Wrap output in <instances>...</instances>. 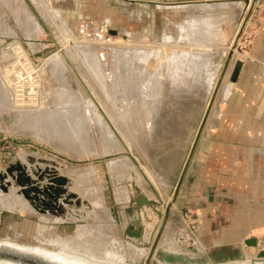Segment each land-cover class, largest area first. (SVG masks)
Here are the masks:
<instances>
[{"label":"rangeland","instance_id":"obj_1","mask_svg":"<svg viewBox=\"0 0 264 264\" xmlns=\"http://www.w3.org/2000/svg\"><path fill=\"white\" fill-rule=\"evenodd\" d=\"M2 3L4 2L0 0V19H3L0 28L7 25L17 29L19 38L3 40V44L1 43L3 47L0 46L3 49V52H0V172H5L12 164L18 162L27 164L31 174L33 170L45 171L55 167L58 173L70 179L71 185L68 189L82 200L80 209L87 213L91 224L94 222L97 224L94 215H99L100 210L105 211L108 207L110 209L114 207L112 195L126 191L133 171L136 173L137 186L144 193L151 197L165 193L171 197L169 202H173L185 162L195 140L196 129L203 120L202 99L209 90V83L196 77L203 74L201 70L203 65L197 64L193 54H198L199 57L208 54L209 56H206L211 60L212 66L218 68L225 60L224 44L228 43V39L225 38L213 43L203 40L201 38L203 36L194 33L189 24L195 20L213 18L215 19L213 22L216 23L215 29L219 28L228 38L240 17L239 7L231 8L232 17L224 18L220 16L221 14L206 10L198 2L175 3L167 7L158 4H129L122 0H11V5L14 4L16 11L13 14L10 7ZM258 19V17L252 19V24L249 21L247 30L243 33L245 35L242 37L245 39L242 40L241 48L244 47V51L253 47L259 30ZM86 24L87 31L82 33L81 28ZM112 31L116 34H112ZM36 33L38 35H35ZM192 35L200 38L194 37V40H190L189 36ZM19 47L24 53L17 52ZM131 49L151 51L149 62L146 61L145 64L147 72H153V75L164 72L162 83L164 82L165 88L164 91L159 90L156 86L157 80L152 77L151 84L148 85L150 89L146 86L140 89L138 75L139 80L136 79L131 88L132 106L127 99L120 98L117 100L118 104L116 103L119 108V111L115 110L116 113L112 104L115 99L112 87L116 82V72L113 69L116 66L121 68L125 64ZM172 50L173 56H170L168 62L174 60L176 51L191 52L189 81L181 86L170 84L174 70L167 71L165 65L164 68L159 67L162 54L166 55L167 51ZM90 52L91 54L94 52L97 61L100 60L97 63L99 65H96L100 67L103 79L97 78L92 70L93 66L88 62L87 56ZM133 56L137 59L132 64H137L138 67V64L143 63L139 61V56ZM50 58L51 61L46 60ZM12 66L16 69L13 70V73L16 71V74L14 73L16 77L11 72L13 77L19 76L21 79H14L12 75L7 74V69H11ZM24 68L27 73L32 71V77L28 78ZM6 75L16 80L15 82L13 80L16 84L9 86ZM139 89L145 96L146 94L151 96L153 90L160 91L159 99L163 102L158 105L160 107L157 109L160 110L156 109V114L145 115H148V120L156 121L155 126L159 125L156 129L152 130L149 127L151 123L149 124L147 119L135 118L138 114L136 112L145 105L138 102V96H142ZM175 97H179L180 102L175 106L177 109L173 107L170 110L169 106L172 100L175 101ZM143 98V102L150 101V98L153 100L152 97ZM125 108L133 113L127 114V119L123 117ZM153 110L156 112L155 108ZM122 160L125 162H121ZM33 177L36 178L34 174ZM18 191L19 188L15 185L10 187L9 192L0 189V192L5 193L3 195L0 193V243L6 241L17 246L25 244L41 250L73 253L70 255L80 256V259L126 258L117 250H108L105 255L96 257L90 253L93 251L103 253L105 248L82 247L83 242H77L72 232L43 231V228L38 227L37 219L29 218V213L36 214L40 219L47 215L31 207ZM106 193L109 194L108 197ZM7 203L9 205H6ZM17 206L18 208L21 206L20 211ZM68 206L65 205L67 209ZM76 209L77 207L73 206L69 211ZM71 219L77 217L68 212L66 217L56 215L53 220L62 223ZM157 222L162 224V221ZM155 230L149 228L153 238ZM159 230L155 238L156 236L159 238ZM185 230V227L180 228L181 235L187 234ZM119 242L123 246L118 248L125 251L126 255H130L132 251L126 245L125 239ZM146 243L147 249H150L154 240L147 236ZM136 247L138 250L141 249L143 256H148V250ZM160 253H163L161 259L172 262L178 259V253L167 250ZM156 259L155 253L153 262Z\"/></svg>","mask_w":264,"mask_h":264},{"label":"crops","instance_id":"obj_2","mask_svg":"<svg viewBox=\"0 0 264 264\" xmlns=\"http://www.w3.org/2000/svg\"><path fill=\"white\" fill-rule=\"evenodd\" d=\"M1 1L10 7L12 14L16 13L11 0ZM257 17L256 40L242 57L243 67L233 94L223 102L218 117L206 129L176 201L169 202L171 197L165 193L156 197L145 193L160 203L163 212L171 205L165 228L158 238L157 251L178 253V259L176 263L163 259V264H250L259 250L248 242L256 240L257 246L258 241L264 243V0L250 21ZM2 21L0 19V24ZM16 30L7 25L0 28V46L3 47V40L18 39ZM0 52H3L1 47ZM112 196L118 204L94 215L97 224H91L82 209L68 211L77 219L62 223L54 222V216L49 214L40 219L29 213V218L37 219L38 227L45 232H72L77 242H83L82 247L105 248L103 253H90L96 257L105 255L108 250H117L125 254L127 260L142 264L146 257L131 242L125 240L132 251L130 255L118 248L117 242L125 239L123 233L128 227L130 205L126 191ZM187 210H192L197 218L193 241L191 235H187L184 218ZM147 227L156 229L155 238L162 224L155 222ZM182 227L186 228L185 236L181 235ZM154 238L155 241L157 236ZM77 260L82 264H118V260L124 259Z\"/></svg>","mask_w":264,"mask_h":264},{"label":"water","instance_id":"obj_3","mask_svg":"<svg viewBox=\"0 0 264 264\" xmlns=\"http://www.w3.org/2000/svg\"><path fill=\"white\" fill-rule=\"evenodd\" d=\"M129 4H150L156 5L158 0H122ZM199 0H182V1H167L166 3H197ZM214 1V0H213ZM223 1H239L244 3L246 6L245 15L243 21L235 35L232 42L231 51L226 57L224 63L221 79L216 87L218 91L221 86L222 78L227 70L230 60L233 57L234 51L239 48L240 41L242 39L243 33L248 26L249 20L256 10V8L261 4L262 0H223ZM112 34H116L114 31ZM243 67V61L238 60L235 63L230 82L228 83L224 93L223 100L227 102L233 90L235 84L238 81L241 69ZM208 113L204 116L197 134L193 142L190 153L185 162L182 175L178 184L177 191L173 198V203L176 201L178 196V190L183 184L187 171L191 165L193 157L197 151L198 145L200 143L201 137L204 133L205 124L207 121ZM205 134V133H204ZM32 159L30 160V162ZM33 174L36 178L33 177ZM33 174L29 173L27 164L18 162L12 164L5 172H0V187L4 192H9L12 185L19 188V195H22L39 213L51 214V215H63L67 216L69 208L75 206L80 209L82 206V200L80 197L69 191L68 186L71 185L69 178L58 173L57 169L53 167L51 170H33ZM126 192L128 194V204L130 205L127 210L128 227L124 231L123 236L125 240L131 242L133 245L145 248L149 251L148 256L142 264H163L162 255L160 251H157V243L159 241L158 237L155 239L153 246L147 249L146 237L149 236L153 240V236L149 232V227L147 225H152L154 222L162 221V227L159 230L161 234L165 228V224L169 217V211L171 205L167 206L166 212H163L162 207L159 202L149 198L139 187L136 182V173L133 171L130 174V182L126 187ZM109 194L106 193L108 197ZM64 203V205L61 203ZM115 205L118 204L114 203ZM65 205H69L68 209ZM109 205V204H108ZM113 205V204H111ZM149 232V233H148ZM120 247L123 245L117 242ZM252 247H257V241L252 240L248 242ZM7 243H0V264H71L68 261L65 263L57 261L51 257L50 254H42L36 251V249H17L11 248ZM157 256L155 262H153V256ZM47 256V257H46ZM125 256V254H124ZM145 257V256H143ZM264 250H259L255 258L251 260L250 264H264ZM118 264H135L133 261H129L126 258L122 261L118 260ZM82 264V263H75Z\"/></svg>","mask_w":264,"mask_h":264},{"label":"bare ground","instance_id":"obj_4","mask_svg":"<svg viewBox=\"0 0 264 264\" xmlns=\"http://www.w3.org/2000/svg\"><path fill=\"white\" fill-rule=\"evenodd\" d=\"M159 2L157 3L158 5H167V7L169 6V5H173V4H175V3H166L167 1H161V0H158ZM198 3H200V5H202L203 6V8H206L208 11H214V12H216V14H221L220 16H223L224 18L226 17V18H228V17H232L231 15L233 14V11H232V9L231 8H233V7H239V12H240V17H238L239 19H238V21H237V23H236V26H235V29H234V31H233V33H232V35L230 36V37H228V38H226L225 37V35L222 33V32H220V29L219 28H217V29H215L216 28V26H215V22H213V20H215V19H213V18H210V19H208V20H195V21H192L189 25H190V27H191V29H192V31L194 32V33H198L199 35H201V36H203V37H201L203 40H208V41H210V42H219V41H221V40H223L224 38H225V40L226 39H228V43H227V45L226 44H224L225 46V51H224V57H225V60H223L222 62H221V64H219V66H218V68L216 67L215 68V66H212V62H211V60L209 59V55L208 54H206V55H208V56H206V55H204V54H202V55H200V56H202V57H199V56H197L196 54H193V55H195V61H197V64L199 65V66H202L203 65V67H201V70H202V72H203V74L199 77L198 75L196 76L197 78H199L201 81L202 80H204L205 82L207 81V83H209V85H208V92H206V94H205V97H204V99H202V105H203V118H204V116L206 115V113H208V117H207V121H206V124H205V128H204V130H206L207 128H208V126L210 125V124H212L214 121H215V119L218 117V115H219V113H220V111H221V107H222V104H224L223 102H224V100H223V93H224V91H225V89H226V87H227V85H228V83L230 82V78H231V76H232V73H233V70H234V66H235V63H236V61H238V60H241V61H243V59L241 58V57H243L244 55H246V50L244 51L243 49H244V47H243V49L241 48V45L243 44L242 42V39H241V41H240V46H239V48L238 49H236L235 51H234V54H233V57H232V59L230 60V62H229V65H228V67H227V70H226V72H225V74H224V76H223V78H222V82H221V86L219 87V89H218V91L216 90V87H217V85H218V83H219V80L221 79V75H222V71H223V67H224V63H225V61H226V57L228 56V54L230 53V51H231V46H232V42H233V40H234V38H235V35H236V33H237V31H238V29H239V27H240V25H241V23H242V21H243V18H244V15H245V9H246V6H245V4L244 3H241V2H239V1H223V0H199L198 1ZM191 5V4H190ZM193 5V4H192ZM161 7V6H160ZM164 8V7H163ZM162 8V9H163ZM170 8V7H169ZM172 8H174L173 6H172ZM208 14H210V13H208ZM211 16V15H210ZM250 21V20H249ZM233 23V22H232ZM249 24V23H248ZM38 27V26H37ZM37 29V28H36ZM39 29V28H38ZM209 29H210V31H209ZM222 29V28H221ZM246 30H247V27H246V29H245V31H244V33L246 32ZM37 31V30H36ZM222 31V30H221ZM229 31V30H228ZM225 33V32H224ZM35 35H38L37 33L35 34ZM243 35H245V34H243ZM196 36V35H195ZM195 36H189L190 37V40L191 39H193L194 40V37ZM196 39H199L200 37L198 36V37H195ZM112 40V39H111ZM224 42V41H223ZM227 42V41H226ZM11 43V42H10ZM9 43V44H10ZM13 43H15V41L14 42H12V45L11 46H13ZM222 43V42H221ZM8 44V45H9ZM19 44V43H18ZM70 45V44H69ZM216 45V44H215ZM11 46H10V48H11ZM19 46V45H18ZM21 46V45H20ZM203 46H204V44H203ZM209 46V45H208ZM218 46H220V45H218ZM217 46V47H218ZM15 47V46H14ZM163 47V46H162ZM201 47V46H200ZM16 48V47H15ZM15 48H14V50H15ZM168 48V47H167ZM206 48V47H205ZM211 48V47H210ZM221 48V47H220ZM89 49V48H88ZM171 49V48H170ZM215 49V48H214ZM222 49V48H221ZM13 50V51H14ZM25 50V49H24ZM64 50V49H63ZM210 50V49H209ZM242 50V51H241ZM131 53H130V56L128 55V57H127V54H126V57L128 58V60L125 62V64L121 67V68H119L118 66H116V67H114V69H113V71L114 72H116V82L113 84V87H112V89L114 88V103H112L114 106V111L116 110V111H119L118 109V107H117V104H118V102H117V100L119 99L120 100V98H122L121 100H124V99H127L128 101L127 102H129V104L131 105L132 104V102H133V95L131 94L132 93V84H133V82L136 80V79H138L139 80V77H140V83H139V88L141 89L143 86H146L147 88H149V84H151L150 82H151V80H152V77H155L154 79H156L157 80V84H156V86L157 87H159V90H162V91H164V88H165V84H164V82L162 83V79H164V77L163 76H165L164 75V72L162 73V72H160L159 74L158 73H156L155 75H153L152 73L153 72H150V71H148L147 72V69L148 68H146V66H145V64H147L146 63V61H148L149 60V54H150V52H148V50H141V51H133L132 49L131 50H129ZM129 51H127V52H129ZM153 51V50H152ZM165 51V50H164ZM214 51V50H213ZM7 52V51H6ZM6 52H4V53H6ZM16 52V51H15ZM17 52H19V54L20 53H22L23 52V50H22V48L21 47H19L18 48V50H17ZM126 52V53H127ZM204 52H206V51H204ZM24 53V52H23ZM133 53V54H132ZM159 53V52H158ZM206 53H212V52H206ZM87 54V53H86ZM152 54V53H151ZM174 54H176L174 57H173V59L174 60H172V61H170V62H168V59L170 58V56H173V50L172 51H170V52H168L167 51V53H166V55H163L162 54V60L160 61L159 60V63H160V65H159V67H163L164 65H165V67L167 68V71L169 70V69H171L170 71H173L174 70V74H171L172 75V77H171V81H170V84H173L172 86H181V84H184V83H186L187 81H189L188 79H189V75H190V72L188 71V69H189V67L191 66V52L189 51V50H185V51H183V52H181V51H176ZM133 55H137V57H138V59H139V61H142L143 63L141 64V65H139L138 64V67H137V64L135 65L134 63L132 64V62L133 61H135L137 58H135ZM153 55H154V53H153ZM159 55H161V54H159ZM210 55H212V54H210ZM10 56V55H9ZM152 56V55H151ZM20 57H22V56H20ZM211 57V56H210ZM53 58V57H52ZM59 58V57H58ZM87 58H88V62H89V64H91L92 66H93V68H92V70H93V72L96 74V76H97V78L98 79H103L104 77L102 76V74L100 73L101 72V70H100V67H97V65H99V64H97V63H99L100 62V60L98 59V61H97V59H96V56H94V52H93V54H91V52L90 53H88V56H87ZM214 58V57H213ZM194 59V58H193ZM46 60H50L51 61V58L50 59H46ZM45 60V61H46ZM60 60V59H59ZM105 60V59H104ZM167 60V61H166ZM214 60V59H213ZM54 62H55V60H53ZM18 62H20V61H18ZM61 62V61H60ZM149 62V61H148ZM49 63V62H48ZM55 63H57V62H55ZM141 63V62H140ZM97 64V65H96ZM102 64V63H101ZM215 64V63H214ZM15 65V64H14ZM158 65V64H157ZM216 65H217V63H216ZM21 66H23V65H21ZM11 67V66H10ZM15 67V66H14ZM205 67V68H204ZM6 68V67H5ZM17 68V67H16ZM19 68V67H18ZM17 68V69H18ZM31 68H33V67H31ZM41 68V67H40ZM156 68V67H155ZM164 68V67H163ZM165 68V69H166ZM207 68V69H206ZM10 69V68H9ZM9 69H7L8 70V72H7V74L9 75H12V74H14L13 73V70H16L15 68L13 69V66H12V68L9 70ZM21 69V68H20ZM23 69V68H22ZM162 69V68H161ZM165 69H163V71L165 70ZM6 70V69H5ZM24 70H26L25 68H24ZM31 70V69H30ZM157 70H158V68H157ZM191 70V69H190ZM9 71H10V73H9ZM34 71V70H33ZM4 72H6V71H4ZM3 72V73H4ZM11 72H12V74H11ZM18 72V71H17ZM26 72V74H27V76H28V78H30V77H32V75H33V73H32V71H31V73L29 72V73H27V70L25 71ZM150 72V73H149ZM19 73H22V72H19ZM19 73H17L18 75H19ZM5 74V73H4ZM16 74V73H15ZM15 74H14V76H15ZM24 74V73H23ZM29 74V75H28ZM8 75H6L7 76V80L9 81L8 82V84H9V86L10 85H12L13 86V84H16V83H14L16 80H14V79H17V78H20L18 75V77L17 78H14L13 77V75H12V77L14 78V79H12V77L11 76H8ZM25 75V74H24ZM138 75H139V77H138ZM170 75V74H169ZM170 75V76H171ZM4 77V76H3ZM9 77V78H8ZM11 77V78H10ZM16 77V76H15ZM4 78H6V77H4ZM22 78V77H21ZM20 78V79H21ZM26 78V77H25ZM28 78H26V79H28ZM25 79V80H26ZM7 80H5V81H7ZM13 80H14V82H13ZM19 80V79H18ZM30 80V79H29ZM161 80V81H160ZM195 80V79H194ZM21 81V80H20ZM200 81V82H201ZM99 82V81H98ZM101 82V81H100ZM105 82V81H104ZM202 83V82H201ZM1 85H2V82H1ZM4 85V84H3ZM17 86V85H16ZM22 86V85H21ZM191 86V85H190ZM136 87V86H135ZM180 88V87H179ZM183 88H184V86H183ZM139 89V93H141L142 94V96H138V102L139 103H145V105L143 106V107H141L140 108V110H138L136 113H138V114H136L137 116L135 117L136 119H147L148 120V115H150V114H156L157 113V111H156V109L157 108H159L158 107V105H159V103H163L159 98H161L160 97V95H159V90L157 89V92H155V90H153L151 93L152 94H150L151 96H148L149 94H146V96L143 94V91L142 90H140ZM150 89V88H149ZM174 89V88H173ZM14 90V89H13ZM151 90H152V88H151ZM159 91V92H158ZM179 91V90H178ZM181 91V90H180ZM137 93V92H136ZM161 94V93H160ZM143 96L144 97H146V98H150V97H152L153 98V100L150 98V101L148 100V101H145V102H143L144 100H142V98H143ZM181 96V95H180ZM144 99V98H143ZM172 100V99H171ZM170 100V101H171ZM135 101V100H134ZM185 101H187V100H185ZM180 102V99H179V97H175V101H173L172 100V102H171V104H170V106H169V108H170V110H172V108L173 107H175L176 106V104L177 103H179ZM117 103V104H116ZM189 103H190V101H189V99H188V103H187V105H189ZM132 106V105H131ZM168 106V105H167ZM121 107V106H120ZM163 107V106H162ZM178 107V106H177ZM133 108V107H132ZM153 108H155V111L156 112H154V110H153ZM176 108V107H175ZM188 108V107H187ZM167 109V108H166ZM177 109V108H176ZM180 109V108H179ZM133 110V109H132ZM158 110V109H157ZM160 110V109H159ZM158 110V111H159ZM174 110V109H173ZM115 111V112H116ZM164 111V110H163ZM110 112V111H109ZM161 112V111H160ZM192 112V111H191ZM117 113V112H116ZM119 113V112H118ZM148 113V115L147 116H145L146 114ZM177 113V112H176ZM127 114H133L132 113V111H130V109H128V108H125L124 109V111H123V117H124V119H125V117L126 116H128ZM158 114H161V113H159L158 112ZM173 114V113H172ZM122 116V115H121ZM121 116H120V118H121ZM156 116V115H155ZM159 116V115H158ZM122 117V118H123ZM147 117V118H146ZM128 118H130V117H128ZM156 118H158L157 116H156ZM126 119H127V117H126ZM155 119V118H154ZM152 120H153V118H152ZM149 122V124L151 123V125L149 126L152 130L155 128H157L158 126H155V122H152L151 121V119H149L148 120ZM132 122V121H131ZM141 122V121H140ZM147 122V121H146ZM160 123V122H159ZM142 125V124H141ZM131 127H133V125L131 126ZM144 127V126H143ZM149 128V129H150ZM198 128H199V126L197 127V129H196V134H197V131H198ZM134 130V129H133ZM134 132H135V130H134ZM141 132H142V130H141ZM140 133V132H139ZM196 134H195V138H196ZM194 139V138H193ZM144 141V140H143ZM129 142V141H128ZM193 144V143H192ZM131 145V144H130ZM124 160H122L121 162H123ZM120 162V161H119ZM125 162V161H124ZM129 162V161H128ZM131 164V163H130ZM129 166V165H128ZM133 165H131V166H129V167H132ZM126 167V166H125ZM128 167V168H129ZM127 168V167H126ZM146 169H148L147 167H145ZM146 169H144V170H146ZM146 172H147V170H146ZM148 172H150L149 170H148ZM152 174V173H151ZM154 174V173H153ZM152 176V175H151ZM154 177V176H153ZM152 177V178H153ZM151 178V177H150ZM155 179V178H154ZM140 181V180H139ZM154 182H156V181H154ZM157 183V182H156ZM1 189V188H0ZM12 191V190H11ZM0 193H2L1 195H3V194H5V193H3V192H0ZM8 194V193H7ZM6 194V195H7ZM6 195H4V197H6ZM8 197H9V195H7ZM11 196H13V195H11ZM19 196V195H18ZM21 196V195H20ZM3 197V198H4ZM16 197V196H15ZM0 199H1V197H0ZM7 199V198H6ZM12 199V198H11ZM18 199H20V198H18ZM9 200V199H8ZM7 200V201H8ZM13 200V199H12ZM11 200V201H12ZM14 200H15V198H14ZM3 201V200H2ZM6 201V202H7ZM20 201V200H19ZM5 202V201H4ZM1 203V202H0ZM26 203V202H25ZM20 204V203H19ZM23 204V203H22ZM63 204V203H62ZM3 205H4V203H3ZM6 205H9L8 203L6 204ZM14 205V204H13ZM21 205V204H20ZM11 206H12V204H11ZM19 206V205H18ZM18 206H17V209H19V211H20V208H21V206H20V208H18ZM8 207H10V206H8ZM26 207V206H25ZM28 207V206H27ZM31 207H33L32 205H31ZM11 208V207H10ZM12 208H14V207H12ZM11 208V209H12ZM29 208V207H28ZM27 208V209H28ZM67 208V207H66ZM32 209V208H31ZM31 209H29V210H31ZM25 210V209H24ZM21 211H22V209H21ZM34 211V210H33ZM61 216V215H60ZM58 218V217H57ZM2 243H7V244H9L10 246L9 247H11V248H17V249H28V248H30V249H36V251L37 252H39V253H42V254H50L51 255V257L52 258H54L55 260H57V261H61V262H63V263H65V261H68V263H71V264H75V263H79L78 261L79 260H77V259H80V256L79 257H77V256H75V255H70V254H73V253H65V252H55L54 250L52 251H49L48 249L46 250H41V249H38V248H31L29 245H23V246H17L15 243H13V242H6V241H3ZM44 247V246H43ZM141 248V247H140ZM146 250V249H145ZM110 256V255H109ZM115 256V255H114ZM117 256V255H116ZM47 257V256H46ZM115 258V257H114ZM122 259H124V258H122ZM65 260V261H64ZM121 261V260H120ZM88 262V261H87ZM85 264V263H84ZM88 264H90V262L88 263Z\"/></svg>","mask_w":264,"mask_h":264},{"label":"built area","instance_id":"obj_5","mask_svg":"<svg viewBox=\"0 0 264 264\" xmlns=\"http://www.w3.org/2000/svg\"><path fill=\"white\" fill-rule=\"evenodd\" d=\"M86 27H87V24L82 26L81 28L82 33H85L87 31ZM106 29H105V32H106ZM105 36H106V33H105ZM244 39L245 37L244 38L242 37V40ZM184 218L186 220V228L189 231V235H191V241H193V238L197 234V218L195 217V213L192 210H187L184 215ZM257 248L258 250H264V243H262V241H258Z\"/></svg>","mask_w":264,"mask_h":264}]
</instances>
